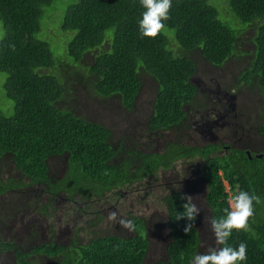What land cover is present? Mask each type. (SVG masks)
Segmentation results:
<instances>
[{"label": "trees", "instance_id": "obj_1", "mask_svg": "<svg viewBox=\"0 0 264 264\" xmlns=\"http://www.w3.org/2000/svg\"><path fill=\"white\" fill-rule=\"evenodd\" d=\"M211 1L173 0L165 25L175 32L180 46L173 38L171 43L180 50L200 51L213 66L223 65L232 55L238 60L248 59L241 81L243 86L249 85L252 94L258 89L264 101V0H227L230 11L243 24L259 26L255 38L251 39L255 49L240 54L235 53L243 30L234 31L222 22L218 8ZM54 2L0 0V21L5 28L0 40V71L8 75L4 84L6 96L15 102V114L11 117L0 109V163L9 155L16 169L38 183L48 179L49 159L55 156L63 164L68 159L66 177L69 179L99 180L110 171L118 180H127L130 159L118 170L108 166L116 151L112 145L114 130L105 123L77 116L69 107L56 105L68 96L64 87H68L66 71L79 74L82 66L84 74L95 80L97 95L117 97L120 106L131 110L136 109L144 85L141 74L146 72L159 87L150 120L155 129L167 130L181 124L185 115L182 108L196 96L197 89L191 79L197 72V64L178 55L172 44L173 52L170 51L169 38L162 31L155 37L141 36L138 21L145 9L140 0H77L70 5L64 20L61 16L58 29L75 36L67 46L68 56L58 55L56 60L50 43L37 37L45 28L52 38L47 26L50 20L59 18L61 10ZM110 30L114 32L113 40L107 37ZM107 43L109 49L105 48ZM66 45L60 46L64 52ZM89 56L93 60L90 67L85 65ZM66 60L74 61L75 66L69 67ZM40 69H50L52 75H42L47 73H43L45 70L38 73ZM261 131L264 135V127ZM196 153L200 149H191L188 154ZM206 157L212 169L214 162H226L222 158ZM131 160L139 163L128 179L130 182L152 172L153 166L149 170L139 158ZM221 169L234 195L246 190L260 198V203L255 204V217L249 220L250 227L234 229L228 244L238 248L240 242H246L247 264H264V158L254 165L250 162L242 165L240 173L230 166ZM208 181L212 219L219 218L225 215V208L231 210L219 169L208 174ZM4 189L3 186L0 192ZM185 203L184 200L172 203L168 221L171 241L165 246L166 258L154 264H191L192 257L204 253L196 229L197 217L194 220L178 218L183 215ZM21 209L17 206L15 212ZM48 209L49 206L45 214L50 217L52 212ZM189 224L192 228L186 232L184 229ZM78 243L74 238L70 245L52 240L40 247H26L23 252L18 251L17 264H146L151 251V242L144 232L128 239L109 235L85 245Z\"/></svg>", "mask_w": 264, "mask_h": 264}, {"label": "flooded vegetation", "instance_id": "obj_2", "mask_svg": "<svg viewBox=\"0 0 264 264\" xmlns=\"http://www.w3.org/2000/svg\"><path fill=\"white\" fill-rule=\"evenodd\" d=\"M228 63L210 65L207 69L197 67L195 75L199 79L195 82V78L191 80L197 93L182 108L184 120L177 128L155 129L150 120L155 100L146 117L139 110L141 96L137 98L135 110L121 105L126 113L121 119L122 134L114 130L117 140L112 145L116 151L108 166L118 170L130 159L127 168L129 179L139 163L131 159L139 158L149 170L153 166L152 172L141 180H118L108 171L102 179L79 182L66 177L68 159L63 164L61 158L55 156L49 159L48 179L38 183L16 169L9 155L5 157L0 163V189L5 187V193L0 192V264H17L18 251L23 252L26 247H40L52 240L70 245L77 238L79 245H85L98 237L115 235L128 239L144 232L152 244L156 231L160 230V234L163 231L168 234L169 243L171 228L168 221L172 203L178 200L187 202L189 197L201 209L197 216L207 218L211 226L208 174L219 169L220 176L225 180L221 168L230 166L231 170L240 173L242 165L249 162L254 165L264 158V135L261 131L264 127L261 110L264 101L260 98V109L255 111L251 105L240 104L238 83L243 76L240 72L234 77L225 75L223 69ZM158 93L159 87L156 89ZM191 149H200V153L188 154ZM206 155L225 159L226 162H214L212 169ZM141 183L137 191L151 189L155 195L152 201L154 210L150 216L127 209L121 201L125 197V187ZM41 204H44L42 210L38 208ZM17 206L22 208L19 212H15ZM48 206L52 212L50 217L45 214ZM109 211H117L121 218L133 219L135 230L122 228L117 221H112L114 227L111 228L101 226L105 221L104 214ZM55 215L57 225L51 223ZM198 226L196 224L201 236ZM43 227H49V232H45Z\"/></svg>", "mask_w": 264, "mask_h": 264}, {"label": "rangeland", "instance_id": "obj_3", "mask_svg": "<svg viewBox=\"0 0 264 264\" xmlns=\"http://www.w3.org/2000/svg\"><path fill=\"white\" fill-rule=\"evenodd\" d=\"M76 2L77 0H55L54 2L55 6L61 8V10H59V18L50 20L47 26V32L52 36L53 39L47 35V33L45 32V28L43 32L41 31L39 34H37L38 39L50 43L51 49L55 53L56 60L58 55L68 56V52L66 51L67 46L70 44V42H72L75 36V34L72 32L64 33L60 30V28L58 29V23L60 27L61 16L63 17L64 20V17L66 15L69 6ZM211 3L218 8L220 12V20L222 22L227 24L234 31L243 30L242 31L243 33L239 37L240 39L237 43V49H236L237 53L235 54H240L241 51L244 52L249 49L254 50L255 45L251 43V39L255 38L257 34V30L259 27L258 24H253V25L243 24L230 11L228 4L229 2H227V0H212ZM46 9L47 7L45 8V10ZM55 15L58 16V13H56ZM162 32L169 38L170 51H172L171 49V44H172L173 47L178 51L177 52L178 55H184L188 58L193 59L196 62L198 68H202V69L210 68V64L204 59L200 51L188 52V51L180 50V48H178V46L175 43H171V40L173 39L175 40V42H177L175 32L173 30L165 27L162 30ZM4 35H5L4 24L2 21H0V40L4 37ZM113 35H114L113 30L107 32V37L109 36L112 37V40H113ZM64 45H66L65 52L63 51V48L60 47V46L64 47ZM105 48L106 49L110 48L109 43L106 44ZM92 61H93L92 56L87 57L85 59V65H88L90 67ZM247 63H248V59L238 60L237 56H234V58L231 59L230 64L223 69V73L225 75H228L229 77H234L238 74V72L242 73L245 70L244 66H246ZM65 64L68 65L69 67L75 66V63L72 60L71 61L66 60ZM57 65H58V61H57ZM40 71H43V73H47L42 75H52V71L50 69H40L38 73ZM70 73L71 70H67L65 73L66 76H68L65 82L68 87L66 86L64 87L68 91V96L64 97L56 105H58L59 107L60 104L62 105L63 108L69 107L67 109L75 111V114H77V116L79 117H83L85 119L96 122H105V124L108 127H111L113 130L117 131L119 135H121L122 134L121 119L124 118V115L126 113H124L123 108L120 106V100L117 97L104 98L97 95L94 91V85H93V82L95 80L91 79L89 75H87L86 73L84 74L82 66H81V73L79 74H74V73L70 74ZM62 75L64 76V73ZM141 75L144 85L141 93L139 110L143 111L144 116L146 117L151 110L150 107L152 101H154L157 96L156 89L158 84L155 81V79L152 78L150 75H148L146 72L143 71ZM7 79H8V75L0 71V109H2L5 112V115L7 117H11L15 114V102L8 99L4 91L5 90L4 84L6 83ZM196 79H199V77L196 76ZM234 81L236 83L235 79ZM238 84L240 86V93H241L240 104L244 106L251 105V108L254 111L260 109L261 100L258 95V89H254V93L252 94L251 88L248 87L249 85L246 84L245 86H243L244 83L241 81H239ZM250 96L252 97V100H250L251 99ZM123 113L124 115H122ZM113 138H114V142H116L117 136H114ZM143 183L136 184L134 186L125 187L123 189V192L125 193V197L121 201L127 209H135V211H141L144 214L150 216V214L154 210L152 201L155 199V195L153 193V190L151 189L143 192L137 191V189L140 188V186ZM145 183H149V181L145 180ZM148 191L150 192L149 195L147 194ZM133 202L134 205H132ZM148 205L150 206L149 209H148ZM38 208L42 210L41 205H39ZM160 212L164 213L163 210H161ZM111 213L112 212L109 211L106 214H104L105 221L101 226H109L110 228L114 227V223L112 222L114 220L111 219ZM53 222L55 223V225H57L56 215L51 220V223ZM198 225H199L198 228L201 230L203 252L206 253L213 248L220 247V245L217 244L215 234L212 230V227L208 223L207 218L201 219L198 217ZM43 228L45 229V232H49V227H43ZM54 229H57V227H55ZM159 231H156L155 233V239L152 241L151 251L146 264H154L155 262L159 260H164L166 258L165 246H167L168 244V240H169L168 234L165 233V231H163L160 234Z\"/></svg>", "mask_w": 264, "mask_h": 264}, {"label": "clouds", "instance_id": "obj_4", "mask_svg": "<svg viewBox=\"0 0 264 264\" xmlns=\"http://www.w3.org/2000/svg\"><path fill=\"white\" fill-rule=\"evenodd\" d=\"M140 3L145 9L142 13V18L138 21L140 34L142 37H155L166 27L165 21L170 18L173 0H140ZM234 56L235 55H232L223 65L228 61L229 65ZM244 72L245 70L240 73L241 76L244 75ZM196 76L197 75L193 78H196ZM223 181L226 193L228 194L231 210L225 208V215L219 218H213L210 221L217 244L220 245V247L213 248L206 253L196 254L192 257L191 264H247V243L240 242L237 248L228 244V241L232 237L234 229L247 230L250 227L249 220L250 218L254 219L256 212L255 204L260 203V198L254 194H250L246 190H241L234 195L232 187V196L230 198L226 189V186L230 184L226 182V179ZM183 207V215L178 218L186 217L189 220H194L197 217L198 224L197 215L200 213L201 209L192 202L191 197L187 199ZM111 219L117 221L122 228L129 231L135 230V221L130 218L119 217L117 211H112ZM191 228L192 225L189 224L184 230L189 232Z\"/></svg>", "mask_w": 264, "mask_h": 264}, {"label": "built area", "instance_id": "obj_5", "mask_svg": "<svg viewBox=\"0 0 264 264\" xmlns=\"http://www.w3.org/2000/svg\"><path fill=\"white\" fill-rule=\"evenodd\" d=\"M226 189H227V192L229 193V196H230V198H231V196H232L231 186H230V185H227V186H226ZM231 201H232V199H231Z\"/></svg>", "mask_w": 264, "mask_h": 264}, {"label": "water", "instance_id": "obj_6", "mask_svg": "<svg viewBox=\"0 0 264 264\" xmlns=\"http://www.w3.org/2000/svg\"><path fill=\"white\" fill-rule=\"evenodd\" d=\"M197 80H198V79L195 78L193 81L195 82V81H197Z\"/></svg>", "mask_w": 264, "mask_h": 264}]
</instances>
